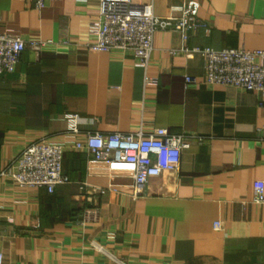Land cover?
<instances>
[{"label": "crops", "instance_id": "0c3cea01", "mask_svg": "<svg viewBox=\"0 0 264 264\" xmlns=\"http://www.w3.org/2000/svg\"><path fill=\"white\" fill-rule=\"evenodd\" d=\"M141 1L161 17L186 0ZM191 1L208 31L183 42L156 30L144 67L129 53L86 48L99 0H51L39 10L0 0V33L51 40L0 75V173L44 139L66 145L69 177L48 192L0 176V264H264V203L253 201L254 184L264 183V91L206 84L202 56L181 50L264 51V0ZM185 76L197 83L186 86ZM68 115L79 133L68 132ZM158 126L196 137L178 168L151 177L137 199L128 174L89 169V154L71 147L85 132Z\"/></svg>", "mask_w": 264, "mask_h": 264}, {"label": "built area", "instance_id": "2783aa9c", "mask_svg": "<svg viewBox=\"0 0 264 264\" xmlns=\"http://www.w3.org/2000/svg\"><path fill=\"white\" fill-rule=\"evenodd\" d=\"M35 9H41L51 0H29ZM197 4L191 0L170 5L167 14L156 16L152 4L141 0H99L98 14L88 23V32L94 40L86 43L92 51L129 53L136 64L146 66L152 49L153 36L158 29L178 32L183 42L188 32L205 28L197 17ZM67 40H65L66 42ZM51 40H24L18 33H0V75L15 69L20 53L30 48L40 52ZM186 55L199 53L204 61L206 84L230 85L247 91H264V51L235 48L213 49L187 47ZM185 85L196 84L197 79L185 76ZM71 134L79 133L77 115H68ZM194 135L171 133L165 127H154L148 132H85L84 140L74 141L71 147L84 149L88 154L89 169L100 166L107 175L126 173L132 179L131 195L142 196L151 177L176 170L182 150L189 146ZM66 145L44 139L26 145L4 166L0 176H8L20 188L45 187L52 192L57 185L69 182L62 170V155ZM98 193H104L100 189ZM255 203H264V183L254 184ZM219 228L220 222L213 223ZM0 254V262H1Z\"/></svg>", "mask_w": 264, "mask_h": 264}]
</instances>
